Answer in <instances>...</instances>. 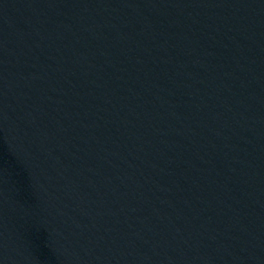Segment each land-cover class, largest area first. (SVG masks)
<instances>
[{
  "label": "water",
  "instance_id": "water-1",
  "mask_svg": "<svg viewBox=\"0 0 264 264\" xmlns=\"http://www.w3.org/2000/svg\"><path fill=\"white\" fill-rule=\"evenodd\" d=\"M142 264H264V0H93Z\"/></svg>",
  "mask_w": 264,
  "mask_h": 264
}]
</instances>
